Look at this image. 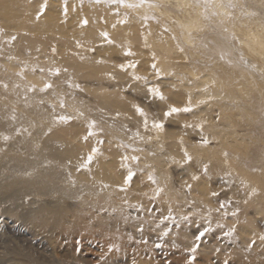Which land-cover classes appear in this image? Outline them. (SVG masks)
I'll list each match as a JSON object with an SVG mask.
<instances>
[{"label": "rangeland", "instance_id": "374dc122", "mask_svg": "<svg viewBox=\"0 0 264 264\" xmlns=\"http://www.w3.org/2000/svg\"><path fill=\"white\" fill-rule=\"evenodd\" d=\"M214 1L231 5L240 2L241 12L264 21V8L256 0ZM25 3L34 6L28 8L29 12H21L24 21L30 20V27L0 19V118L12 124L13 148L35 151L47 140L59 152L69 151L63 163L67 180L82 194L61 195L59 204L65 207L66 218H73L83 228V236L68 244L63 237L57 240L45 232L29 235L26 231L39 229L41 222L32 223L29 218L21 221L20 209L16 214H0V222L10 218V227L0 229V264H50L56 259H74L76 264H260L258 259L251 263L254 256L235 249L234 240L223 233L237 227L232 213L241 211H236L237 196L226 192L256 190L246 177L260 167L255 153L264 146V121L246 122L253 124L249 133L257 134L255 141L250 142L246 152L238 148L233 157L230 148L225 147L222 155L228 175L215 172L212 178L202 170L204 164H210L202 154L206 147L216 146L213 125L224 126L221 112L218 106L202 111L193 102L190 113L165 115L171 106L184 107L183 97L175 103L171 90L178 88L183 94L187 89L178 85L183 82L181 78L164 70L158 43L151 39L153 34L158 38L174 37L167 22L154 12V6L141 0H47L45 11V0ZM41 12L44 14L38 15ZM49 12L56 16L58 28L35 30L38 24L33 20L39 21ZM176 45L178 52L186 55L184 45ZM128 50L131 55L125 54ZM73 68H79L78 75L73 74ZM150 86H158L164 98L149 91ZM103 89L126 99L131 111L105 105ZM135 105L146 115L141 116ZM91 121L96 122L94 127ZM154 121L162 123L163 128L157 129ZM202 122V130L195 127ZM90 130L92 135H88ZM203 137L209 139L208 145H200ZM0 139L8 141L1 133ZM190 146L198 150L195 155L188 152ZM93 149L99 151L90 164L82 166ZM176 149L181 154L180 163L172 162ZM185 151L192 156L191 161L186 160ZM133 156L139 159L133 160ZM100 161L113 169L108 173L99 170ZM129 169L135 173L130 186L123 182ZM160 170H166L168 178H163ZM241 172L243 179H237ZM82 173L83 187L96 182L106 195L86 188L78 190L76 178ZM105 174L114 176L106 179ZM149 174L154 175L155 182L148 179ZM193 175L199 179L193 180ZM198 181L212 190L214 200L208 210L194 204L191 185ZM171 183L178 192L172 190ZM216 184L217 191L212 188ZM157 188L162 190L159 196L154 195ZM44 199L51 200L49 196ZM225 200L231 203L220 208ZM79 208L85 211L81 213ZM74 212L79 215L73 217ZM12 220L17 223L13 229ZM189 220L194 222L189 229L194 241L188 244L180 234ZM209 226L212 230L196 240L198 231ZM113 227L116 238L110 231L101 233ZM169 229V234L163 236ZM252 241L255 243L251 248L256 245L254 238L248 247ZM19 245L31 256L13 251ZM196 245L199 247L193 253Z\"/></svg>", "mask_w": 264, "mask_h": 264}, {"label": "bare ground", "instance_id": "6f19581e", "mask_svg": "<svg viewBox=\"0 0 264 264\" xmlns=\"http://www.w3.org/2000/svg\"><path fill=\"white\" fill-rule=\"evenodd\" d=\"M141 1L155 7L154 12L167 22L174 35V37L158 38L153 34L151 37L156 41L155 43H158L157 52L161 55V61L164 62V70L171 72L174 77L181 78L183 82L178 85L181 84L187 89L183 94L178 88L171 90L173 101L178 104L183 97L181 102L187 106L190 99L191 103L196 102L197 106L205 112L209 109L206 107H219L224 126L220 128L212 124L215 128L217 143L214 149L206 147L202 157L210 161L207 175L215 178L216 173L221 171L228 175L229 169L224 163L223 149L230 148L232 157L238 153V148H243L246 152L250 142L255 141L257 136V134L249 133L253 125L249 123L256 124L259 119L264 121V21L241 12L240 2L231 5L227 2L217 3L214 0H204L205 4L203 0ZM256 2L264 8V0H256ZM32 7L34 6L25 3V0H0V19L7 24L20 25L23 28L30 27L28 23L30 20L24 21L21 18V12L23 10L29 12L28 8L32 10ZM56 20L54 13L49 12L41 20H33L38 24L34 29H57ZM175 38L178 43L184 45L186 55L179 53L176 49ZM72 70L74 75L80 72L79 68ZM27 74L35 78L32 73ZM36 80L41 81L39 77H36ZM102 93L105 96V105L131 111L129 102L119 94L109 93L107 89H103ZM200 101L207 102L199 103ZM246 122H249L248 125ZM240 127H244L242 133H239ZM0 133L8 140L4 143L3 139H0V147L5 144L3 153H0V214H16L20 209L21 221L29 218L32 223L41 222L39 229L34 227L26 231L29 235L45 232L46 235L57 240L63 237L68 244L83 236L81 233L83 228L73 218L67 219L65 207L59 204L61 195L72 196L80 193L67 180L68 176L63 166L69 151L65 149L59 152L52 148V143L47 140L43 142L39 150L35 151L13 148L12 124L5 123L1 118ZM245 133H249V137L245 136ZM261 146L255 153V161L260 166L259 170L246 177L256 190L246 192L232 189L226 192V195L227 193L236 195L235 207L241 210L234 215L233 222L237 221V227L233 235L229 236L231 240H234V248L253 255L251 263H256L258 259L260 264H264V240L260 239V236L264 235V146ZM12 149L16 152L12 153ZM178 151V149L175 150L172 162L180 163L181 154ZM197 151L191 146L188 149V152L193 155ZM98 165L99 170H103L104 173L113 169L103 161H100V164L97 163ZM160 171L163 178H168L166 170ZM22 172L27 173L22 174ZM105 175L106 179H112L114 176L113 174ZM241 176L242 172L237 175V179H243ZM62 179H65L64 183ZM76 179L79 183L78 190L86 188L88 192H101L102 196L106 195L96 182L83 187L80 183L85 180L83 173ZM170 186L174 188L172 190L177 191L174 184L171 183ZM191 186V192L195 194V206L200 208V205H203L204 209L208 210L214 200L211 196L212 190H209L205 182L198 181L195 184L193 182ZM212 188L216 191L219 189L217 184ZM46 196H49L51 200L44 199ZM78 210L81 213L85 211L82 208ZM74 213L73 217L79 215V212ZM202 213L208 212L202 211ZM9 219L6 217L4 222H0V229L10 227ZM190 220L180 234L186 237L188 244L194 241L189 230L194 222ZM215 220L219 221L218 218ZM16 224L12 220V229ZM227 225L230 226V224ZM114 229L115 227L104 228L101 233L110 231L109 234L116 238ZM254 238L257 241L256 245L249 248L248 243ZM13 251L31 256L29 251H25L20 245ZM50 264H76V261L72 259L65 262L56 259Z\"/></svg>", "mask_w": 264, "mask_h": 264}, {"label": "snow or ice", "instance_id": "6c2138e0", "mask_svg": "<svg viewBox=\"0 0 264 264\" xmlns=\"http://www.w3.org/2000/svg\"><path fill=\"white\" fill-rule=\"evenodd\" d=\"M43 8H44L45 11L47 10V0H45V3H44V5H43ZM65 12H66V9H65ZM43 14H44V13L41 12V13H39L38 15H43ZM82 23L86 24V23H87V20L82 21ZM102 35H104L105 37H107L108 34H107V33H103ZM53 51H55L54 48H53ZM181 51H183V49H181ZM125 54H126V55H131L132 53H131L130 50H128V51L125 52ZM152 66L155 67V64H153ZM120 67L123 68L124 65H121ZM58 71H59V70L57 69V74H58ZM138 78H139V77H138ZM49 87H50V85H49ZM149 91H151V92L154 93L155 95L159 96L161 99L164 98V97H163V93L160 91V89H159L158 86H150V87H149ZM206 102H207V101H200L199 103H206ZM134 108H135V110H136L141 116H145V115H146V114L144 113L143 108H141L139 105H135ZM192 111H193V106H191V100L189 99V103H188L187 106H184V107L171 106L170 109H169L168 111L165 112V115H166V116H171V115H173L174 113H180V112L190 113V112H192ZM65 119H68V118H65ZM95 123H96L95 121H91V125H92L93 127L95 126ZM153 123H154V126H155L157 129H162V128H163V124H162V123H160V122H156V121H154ZM145 127H147V124H145ZM195 127H197V128H199V129L202 130V128H203V122H202V123H199V124H196ZM88 135H92L91 130L89 131ZM84 138L87 139V136H85ZM181 142H182V141H181ZM209 143H210V141H209V139H208L207 137H203V138H201V140H200V145H201V146L208 145ZM98 151H99L98 149H93V151L89 154V159H88L87 163H86L85 165H82V166L86 167L87 164H90V163L92 162V160L94 159V154L97 153ZM225 156H227V153H225ZM185 158H186L187 161H191V160L193 159L192 156H191L187 151H185ZM127 159H128L127 157H122V160H123V161H127ZM132 159H133V160H138L139 158L136 157V156H133ZM124 166L127 167V164L125 163ZM202 170H203L204 174H207V171H208V165H207V164H204V165L202 166ZM134 176H135V173L132 172V171L129 169V170L127 171L126 176L124 177V181H123L124 184H127V185L130 186L131 183H132V181H133ZM148 179H149L150 181L155 182V177H154V175H152V174H149ZM192 179H193V180H198L199 177L196 176V175H193V176H192ZM189 187H191V186L189 185ZM121 190H125V189L122 188ZM161 191H162L161 189L157 188V189L155 190V194H154V195H155V196H159V194H160ZM213 195L216 196V195H218V193H213ZM228 203H231V201H230V200L221 201V203H220V208H224ZM217 211H219V209H217ZM236 211H238V209H237ZM232 215H236V212H233ZM183 219H184L185 221H187V220H188V217H183ZM177 227H179V225H177ZM218 227H223V225H218ZM141 230H142V229H141ZM211 230H212V229H211L210 226H209V227H204L202 230L198 231V233H197L195 239H196V240H201V239L205 236V234L208 233V232L211 231ZM169 231H170V229H169V230H166L165 232L162 233V235H163V236H167V235L169 234ZM234 231H235V228L233 227V229H231L230 231H228V232H224L223 235H224V236H231V235H233ZM260 239H261V240H264V235H261V236H260ZM254 243H255V241H252L251 244L249 245V248H251L252 244H254ZM198 247H199V245H196L191 251H192L193 253H195ZM191 260H193V261L195 260V256H194V255L191 257Z\"/></svg>", "mask_w": 264, "mask_h": 264}]
</instances>
